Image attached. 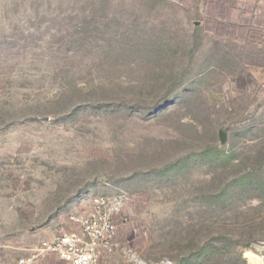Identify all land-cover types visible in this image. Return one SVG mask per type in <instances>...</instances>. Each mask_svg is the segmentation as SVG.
Here are the masks:
<instances>
[{
	"label": "rangeland",
	"instance_id": "1",
	"mask_svg": "<svg viewBox=\"0 0 264 264\" xmlns=\"http://www.w3.org/2000/svg\"><path fill=\"white\" fill-rule=\"evenodd\" d=\"M261 143L264 0H0V264L119 194L102 264H171Z\"/></svg>",
	"mask_w": 264,
	"mask_h": 264
},
{
	"label": "trees",
	"instance_id": "2",
	"mask_svg": "<svg viewBox=\"0 0 264 264\" xmlns=\"http://www.w3.org/2000/svg\"><path fill=\"white\" fill-rule=\"evenodd\" d=\"M218 158L226 184L202 196L208 206L199 216L204 227L216 226V237L182 240L198 249L165 257L171 264H247L244 251L264 245V143L255 155L222 152Z\"/></svg>",
	"mask_w": 264,
	"mask_h": 264
},
{
	"label": "built area",
	"instance_id": "3",
	"mask_svg": "<svg viewBox=\"0 0 264 264\" xmlns=\"http://www.w3.org/2000/svg\"><path fill=\"white\" fill-rule=\"evenodd\" d=\"M125 201L124 194L92 198L84 212L70 215L65 226L55 227L52 239L28 249V255L14 264H36L49 255H54L61 264H102L115 251L116 219Z\"/></svg>",
	"mask_w": 264,
	"mask_h": 264
},
{
	"label": "crops",
	"instance_id": "4",
	"mask_svg": "<svg viewBox=\"0 0 264 264\" xmlns=\"http://www.w3.org/2000/svg\"><path fill=\"white\" fill-rule=\"evenodd\" d=\"M55 234V229L52 228V229H49L47 232H46V236L48 237L47 239L43 240V241H46V240H50L53 238ZM28 255V254H27ZM25 255V256H27ZM47 261H55L57 264H61V262L54 256V255H49V256H46L45 258L43 259H40L36 262V264H42V263H45Z\"/></svg>",
	"mask_w": 264,
	"mask_h": 264
},
{
	"label": "bare ground",
	"instance_id": "5",
	"mask_svg": "<svg viewBox=\"0 0 264 264\" xmlns=\"http://www.w3.org/2000/svg\"><path fill=\"white\" fill-rule=\"evenodd\" d=\"M246 256L248 257L250 264H261L260 260L252 253H247Z\"/></svg>",
	"mask_w": 264,
	"mask_h": 264
},
{
	"label": "water",
	"instance_id": "6",
	"mask_svg": "<svg viewBox=\"0 0 264 264\" xmlns=\"http://www.w3.org/2000/svg\"><path fill=\"white\" fill-rule=\"evenodd\" d=\"M219 139H220V143H221V145H224V144H226V136H225V133L223 132V131H220L219 132ZM247 254V253H246ZM246 254H245V258H247L246 257Z\"/></svg>",
	"mask_w": 264,
	"mask_h": 264
}]
</instances>
